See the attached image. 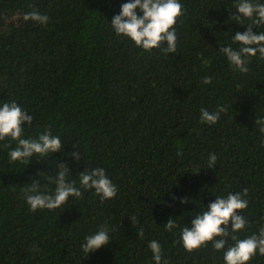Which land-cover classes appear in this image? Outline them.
Instances as JSON below:
<instances>
[{
  "label": "trees",
  "instance_id": "1",
  "mask_svg": "<svg viewBox=\"0 0 264 264\" xmlns=\"http://www.w3.org/2000/svg\"><path fill=\"white\" fill-rule=\"evenodd\" d=\"M123 2L0 0V101L33 114L26 135L50 131L64 146L12 165L14 142L0 141V264H153L152 239L169 264H223L211 242L188 252L179 233L229 191L247 189L249 206L237 210L249 221L241 238L264 225V134L256 125L264 118V59L251 58L240 72L219 54L232 31L245 30L229 21L232 0H182L177 51L168 54L115 35L109 22ZM33 9L48 15L46 25L24 20ZM219 105L217 123H201V107ZM209 153L217 156L213 169ZM61 160L75 180L87 167L106 168L117 195L102 202L82 189L61 208L31 211L24 189L38 180L51 190L47 177ZM105 224L112 240L83 256V237Z\"/></svg>",
  "mask_w": 264,
  "mask_h": 264
},
{
  "label": "clouds",
  "instance_id": "2",
  "mask_svg": "<svg viewBox=\"0 0 264 264\" xmlns=\"http://www.w3.org/2000/svg\"><path fill=\"white\" fill-rule=\"evenodd\" d=\"M227 8L235 10L229 21L244 26L245 30L232 31L231 43L220 46L219 54L234 70L247 72L251 58L264 59V0H232L231 7ZM182 15V0H125L120 5V11L108 22L116 36L129 39L136 47L147 52L154 48L161 49L168 54L177 51L178 35L175 26ZM24 20L46 25L49 17L33 9L24 13ZM210 83L211 77L205 76L202 84ZM224 111L223 105L211 111L201 107L200 121L215 124ZM33 119V114L15 100L0 101V141L7 139L10 144L14 142V147H9L7 151V160L12 165L29 164L34 156L44 158L64 148L61 137L50 131L39 132L34 137L26 135ZM256 125L260 133L264 134V118H257ZM72 156L76 160L81 157L78 151L72 153ZM216 161V154L209 153L207 169L216 167ZM72 171L67 163L59 161L55 176L47 177L54 185L51 190L42 189L38 180H32L24 189V199L29 209L35 212L61 208L71 199L81 198L82 189L93 191L102 202L117 195L118 189L106 168L87 167L79 172L78 180L70 179ZM246 196L247 189L229 191L226 196L216 195L213 201L205 205L204 210L194 212L191 223L180 228L179 239L184 249L191 252L211 242L212 248L222 253L223 264H251L254 257L264 256V225L241 238L249 221L245 214L237 210L248 208ZM175 199H179L181 204L188 202L186 197ZM164 225L171 231L177 227L176 218H170ZM139 235L142 237L143 231ZM111 240V228L106 224L101 225L83 237L80 250L83 256H87L108 245ZM147 247L153 264H169L158 240L148 241Z\"/></svg>",
  "mask_w": 264,
  "mask_h": 264
},
{
  "label": "rangeland",
  "instance_id": "3",
  "mask_svg": "<svg viewBox=\"0 0 264 264\" xmlns=\"http://www.w3.org/2000/svg\"><path fill=\"white\" fill-rule=\"evenodd\" d=\"M17 20H18V19H16V18H15V20H14V24H16V23H17Z\"/></svg>",
  "mask_w": 264,
  "mask_h": 264
}]
</instances>
